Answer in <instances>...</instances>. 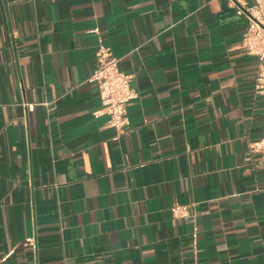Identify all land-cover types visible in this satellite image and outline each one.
<instances>
[{"label":"crops","instance_id":"crops-1","mask_svg":"<svg viewBox=\"0 0 264 264\" xmlns=\"http://www.w3.org/2000/svg\"><path fill=\"white\" fill-rule=\"evenodd\" d=\"M249 23L229 0H0L1 264H264ZM100 43L139 92L123 132L94 114Z\"/></svg>","mask_w":264,"mask_h":264},{"label":"built area","instance_id":"built-area-1","mask_svg":"<svg viewBox=\"0 0 264 264\" xmlns=\"http://www.w3.org/2000/svg\"><path fill=\"white\" fill-rule=\"evenodd\" d=\"M237 8L239 14H246L250 20L244 34V44L249 54L259 57V71L256 76V91L264 96V0H252L247 5L244 0H229ZM95 31H99L96 29ZM97 64L86 82L95 83L99 88L102 108L95 111L96 116L106 115L107 125L115 127L120 132L129 125L128 106L139 97L137 89L132 87V75L119 67L120 58L112 54L111 47L100 43L96 51ZM33 109L34 105H28ZM252 152L260 153L264 162V136L250 142ZM190 204L176 203L171 210L176 217L189 214ZM9 254L1 258L0 264Z\"/></svg>","mask_w":264,"mask_h":264}]
</instances>
